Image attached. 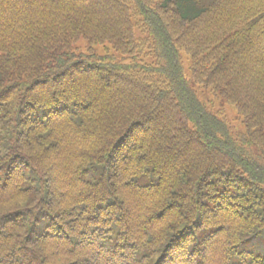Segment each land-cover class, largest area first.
<instances>
[{"label": "trees", "instance_id": "16d2710c", "mask_svg": "<svg viewBox=\"0 0 264 264\" xmlns=\"http://www.w3.org/2000/svg\"><path fill=\"white\" fill-rule=\"evenodd\" d=\"M0 264H264V0H0Z\"/></svg>", "mask_w": 264, "mask_h": 264}, {"label": "rangeland", "instance_id": "374dc122", "mask_svg": "<svg viewBox=\"0 0 264 264\" xmlns=\"http://www.w3.org/2000/svg\"><path fill=\"white\" fill-rule=\"evenodd\" d=\"M29 39V38H28ZM28 39H24L26 46L28 43ZM88 40H85L84 38L79 39L76 43H74V47L72 50L73 52L76 53H85L90 52V46L88 45ZM106 48H108V52L112 55H115L117 59H120L122 56L118 53H115L110 46H101V45H95L93 49L96 51L98 54H104L107 53ZM182 52V58H183V67H184V73L186 76H189L190 74V57H188L187 54H190L192 51L198 52V48L196 45L192 44L189 47H184L181 46ZM18 76H21L18 75ZM10 77V76H9ZM23 77H27L24 75ZM22 79L21 77H19ZM199 97L201 101L210 107H213L215 110L221 111L228 121L231 123V125L234 127V130L237 132H245L246 128L241 120V116L239 113V107L235 104H231L230 102L227 101L226 98L221 97L219 94L213 92L211 89L206 88L198 91ZM44 145H39L36 146L34 149L35 153H40L41 149L43 148Z\"/></svg>", "mask_w": 264, "mask_h": 264}]
</instances>
